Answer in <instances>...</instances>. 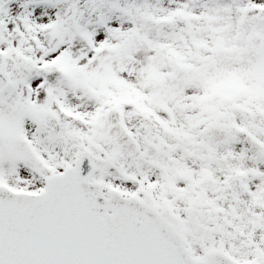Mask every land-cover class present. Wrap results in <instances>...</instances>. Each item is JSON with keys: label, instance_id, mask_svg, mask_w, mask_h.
Segmentation results:
<instances>
[{"label": "snow or ice", "instance_id": "obj_1", "mask_svg": "<svg viewBox=\"0 0 264 264\" xmlns=\"http://www.w3.org/2000/svg\"><path fill=\"white\" fill-rule=\"evenodd\" d=\"M0 264H264V0H0Z\"/></svg>", "mask_w": 264, "mask_h": 264}]
</instances>
